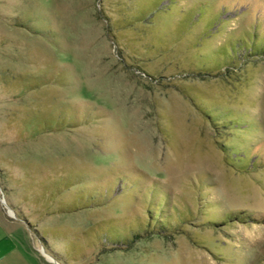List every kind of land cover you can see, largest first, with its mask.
Instances as JSON below:
<instances>
[{
    "label": "rangeland",
    "instance_id": "obj_1",
    "mask_svg": "<svg viewBox=\"0 0 264 264\" xmlns=\"http://www.w3.org/2000/svg\"><path fill=\"white\" fill-rule=\"evenodd\" d=\"M260 41L264 0H0V264H264Z\"/></svg>",
    "mask_w": 264,
    "mask_h": 264
},
{
    "label": "trees",
    "instance_id": "obj_2",
    "mask_svg": "<svg viewBox=\"0 0 264 264\" xmlns=\"http://www.w3.org/2000/svg\"><path fill=\"white\" fill-rule=\"evenodd\" d=\"M264 44V42L263 41H260V43H259V45H263ZM156 222H157V220H156ZM140 225V224H139Z\"/></svg>",
    "mask_w": 264,
    "mask_h": 264
}]
</instances>
